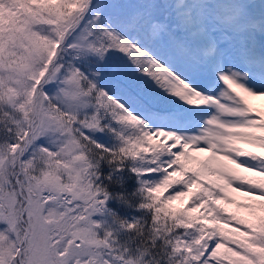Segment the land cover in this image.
Masks as SVG:
<instances>
[{"label": "snow or ice", "instance_id": "snow-or-ice-1", "mask_svg": "<svg viewBox=\"0 0 264 264\" xmlns=\"http://www.w3.org/2000/svg\"><path fill=\"white\" fill-rule=\"evenodd\" d=\"M0 264H264V0H0Z\"/></svg>", "mask_w": 264, "mask_h": 264}]
</instances>
